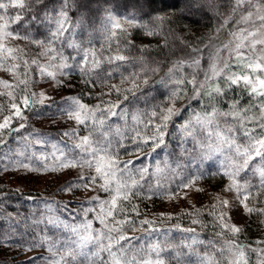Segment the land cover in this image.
Instances as JSON below:
<instances>
[{
    "label": "rangeland",
    "instance_id": "rangeland-1",
    "mask_svg": "<svg viewBox=\"0 0 264 264\" xmlns=\"http://www.w3.org/2000/svg\"><path fill=\"white\" fill-rule=\"evenodd\" d=\"M77 1H79V4L81 5V10L79 9L78 11L83 15L86 14V19L84 20L82 18L83 21L79 20L77 23L73 22L70 18L72 17L70 9L67 8L69 17L68 27L70 30L65 33L63 43L57 42L53 45L58 52H62L63 55L68 58L66 62L72 66L71 69L64 70L67 74L57 75V79L61 81L60 84H57L56 80L41 77L39 69L36 65L31 63L32 60H37L40 64L49 63V56L41 55L44 49L48 46V27L42 24L44 30L43 37L38 39L34 36L32 38H27L29 36L27 35V32L25 33L22 28L14 27L12 18L17 14L12 15L11 12L7 13V16L9 17L8 31L12 32L13 36L5 39L3 44L6 49H13L15 51L11 54L7 51L0 52V59L7 57L6 61H4V67L18 65L19 67L15 72L21 80L26 78L24 61H27L30 65L27 69L28 78L31 81L28 85L27 93H36L37 99H39L38 94L43 92L45 96L50 99L45 100L43 105L37 103L32 111L24 110L23 114L27 117L26 122L22 120L12 121V127L17 128L20 123H26L25 128L20 129L18 133L8 135L7 130H5L4 135L6 143L0 145V191L5 190L6 187H11L18 191L16 197L18 196V193L21 192L23 195L22 199H25L28 208L32 210L34 209L35 211L38 207L41 210V214H44L47 217V220L50 217L59 218L72 226L81 225L87 221H91L93 229L102 230L103 225L95 218L96 215L100 213V201L109 200L110 195H113L114 193L105 192L99 187V185L103 183L101 179H97L95 185H92L87 179L85 181L79 179L81 174L86 178L95 175V168L81 169L80 167H74L63 168L57 171H25L23 168L19 167L20 163H24L30 164L32 168L38 169H42L44 165H47L49 169L56 168L59 165V160L57 158L60 156L61 150L69 159L80 158L82 155L80 150L73 148V145L79 141L80 137L92 133V139H102V137H100L95 131V125L91 120L86 122L87 126L84 124H77L75 120L68 119L64 110H73L71 108V101L65 99L67 97H76L81 103L87 105L89 108H94L99 104L101 105V109L102 107H108L107 103H105L107 101H112L113 103L119 101L117 97L118 95L115 92L110 93L109 89L113 84H120L122 78L121 75L117 76L113 81L103 82L99 87H95L94 89L96 90L94 91L91 89L92 92L96 91V94L99 93V95H101L100 98H91L88 101V97L85 99V97H81L77 92L73 91V87H76V83L79 82L72 81L73 73L80 78V84L83 85V75H77L76 70L81 72V67H85L86 69L90 67V63L87 65L83 63L82 57L84 53L82 49H94L97 53L98 59L117 54V42L115 40L110 43L106 42V37L109 35V32L106 31V27H108L107 17L111 15L124 24L125 27H127V24L125 23L126 20H134L137 24L147 26L129 28L128 32L130 34L136 30H145V33L152 30L149 19L146 20L143 16L140 17L138 14L126 9L117 8L116 6L112 7L111 2L101 5L98 2H88V0ZM4 2H7V0H4ZM259 2L264 6V0H259ZM255 3H257V0H253V4ZM209 5L210 6H206V9L220 13L222 18L227 21V26L232 28V33H238L241 29H245L246 31L244 34L246 35L247 31L260 29L261 25L260 22L256 20L254 7L245 5L234 12V0H211ZM61 6L62 5L57 6L54 9L58 10ZM248 11H253L254 15L252 19L255 22H240L241 17L246 15ZM49 13L55 15L53 9H50ZM26 25L27 22L22 23V27L25 28ZM29 30H31V28ZM261 31H264V29ZM123 38L124 37H121L120 41ZM255 38L259 39L261 36L257 35ZM232 39V35H230L225 42L223 41L221 45H219L218 52L222 53L223 57L218 68H222L228 58L231 61V69H226V75L244 72L251 75L250 70L243 68L242 64L237 60L236 54L234 52L230 53L229 48L224 47V45L229 44V41ZM39 40H43L45 42L44 45L38 46L32 42ZM69 41H75L80 44L81 49L69 48L67 46V42ZM120 41L119 54H121L125 48L124 43L122 45L120 44ZM229 47L234 48L235 41ZM260 49L261 46L257 45L255 53L251 52L248 48H244L241 51L245 57L255 59L256 55H259ZM13 56H15L16 59H13ZM248 62V59H246L243 63L246 64ZM53 63L59 64L60 61L57 59L53 61ZM48 70L56 71L54 68H49ZM256 75H260L261 78H264V73H260L259 71ZM0 81H7L9 85H12V87H6L5 85L0 84V93H4L3 95H0V105L3 106V113L0 114V121H2L4 116L11 114L10 103L12 101L7 93L11 92L17 97L15 102L20 104L22 109L23 104L21 103L20 98L27 93L24 85H20L19 88L15 87L17 79L14 78L13 72H8L3 68H0ZM123 87H128V85L125 84ZM255 98L257 100L256 105L259 108V105L264 103V97ZM195 112L201 111L196 110ZM96 116L97 119H104L106 121L104 128L105 131L111 129L114 133L115 128L118 126L120 129L125 127V123L120 122V116L108 115V117H104L100 112H97ZM182 123H184V121H180L176 126ZM176 129L177 127H175L174 130L176 138L168 142L169 146L167 149H156V154L152 151V154H154L153 158L149 160L150 165H144L148 168V173L143 179H141L139 175L140 182L144 187H140L141 184H139L137 191L140 192V195L135 197L132 196L133 198H130V200L134 199L135 205L139 208L144 202L147 203L149 208L148 211L139 209V215H137V213L134 214L137 217L136 221H133L132 224H125L123 228L124 233L127 236L142 238L131 241V245L134 246L132 251L140 249L141 245L144 246L143 251L137 253L138 258L141 260L149 258V253L147 251L148 244L159 242L161 246L166 249V251L161 254V258L164 259L165 264H180V261L183 260H190V262H185L183 264H199L197 254L194 256L184 245L192 243L193 238L197 241L200 240L193 232L184 231L185 229H192L194 227V230L198 231L202 228H211L210 230H214L221 235L223 234V241H228L242 233L241 231L250 220L257 221V218H259V220L264 219V213L260 211L249 213L245 210L244 204L241 203V201L244 200V196L248 195L249 198L245 203H247L249 208L264 209V194H261L260 177L253 172V168L261 166L260 159L258 157L254 158L253 161H250L249 166L234 178L235 181L241 185H250L247 192L241 189V192L238 195L235 189L232 191H226L225 189L230 183H232V181L224 174V172L233 169L221 167V162H224L225 164H242L243 159L237 158L232 152H228L227 150L223 155L217 153L212 159L203 158L199 148H196V150L193 151L194 144L191 138H189L188 143L184 145L189 151L187 153H182L179 148L181 141L177 138V136L180 137L181 134L178 133ZM73 130L75 131V136L64 135L65 132H72ZM150 134L151 128L148 129V135ZM260 134L259 131L254 133V135L258 137ZM197 138L205 143L208 142L206 139V131L198 129ZM240 138L241 140L239 141ZM37 139H40L43 142L39 144L35 143ZM118 139L119 138L114 134L112 135L113 143ZM130 142H132V139ZM237 143L247 145L248 141L246 138L239 136ZM53 145L56 147L54 148ZM135 145L136 144H133V146ZM21 153H23V155H21ZM169 153H171V155H168ZM40 157H44V159H40ZM166 157L171 164V167L175 169L179 175H175L167 170L160 175L153 174L155 172L157 161H160L161 167H163V161ZM226 157L229 159L226 160ZM119 158L121 159L120 156ZM177 164L180 165L179 168L177 167ZM120 167H124L123 163H121ZM205 172L214 176V183L220 181V179L216 178L217 176L223 177L217 189L212 190L202 176H199ZM197 177L199 178L197 179ZM181 179H183L184 183H187L189 180H194L195 182L187 189L177 188ZM83 183H88L89 187L73 186L82 185ZM69 187L72 188L71 191L67 190ZM170 194L175 195V198H170ZM93 197H98V199L94 200ZM219 200H227L229 202L228 206L224 208H220L219 206L213 208V205H218ZM129 202L130 201L121 200L119 203L125 207V204ZM18 204L21 203L19 202ZM107 207L108 206L105 205V208ZM85 209H95V211H89L85 214ZM221 212L226 214L224 224L235 225L239 227L241 231L233 233L226 227H223L217 220V217ZM35 215L39 216L38 214ZM114 215L116 220H122L126 217L131 221L133 219V217L127 212ZM144 219L153 221L151 227L159 229V232H154L151 235H148L146 229H148L149 226H141L140 224V221ZM193 220H197L199 223L194 224ZM108 223L109 226H112L114 223L112 218H109ZM6 224L4 227L0 226V236H9L12 238V242L6 240L7 236L0 238V241H3L0 242V264H7L4 263L2 259H7L8 262H12L13 264H53V261L59 259L66 250L68 241L76 238L70 228L66 229L62 226L53 227L50 225L52 229L43 232L42 236L32 237L22 230L20 232L17 225L12 227L11 225ZM132 233L136 234L132 235ZM255 234H257L255 237L256 240L261 242L264 241V223ZM93 235H95V232ZM112 235L115 237L117 234L113 233ZM29 239H31L30 241L32 244L27 245L26 242ZM50 246L53 249L51 252L49 251ZM87 250L89 256H91V253L95 252L97 247L90 244ZM182 251H186L187 254L182 255L180 253ZM178 252L180 253L179 256H177ZM131 254L132 252L130 251L129 255ZM101 258L107 260V253H101ZM151 258L153 260L156 259L154 253L151 254ZM66 264H99V261L86 259L85 257H77V261H72L71 257H67ZM240 264L243 263L241 262Z\"/></svg>",
    "mask_w": 264,
    "mask_h": 264
},
{
    "label": "snow or ice",
    "instance_id": "snow-or-ice-1",
    "mask_svg": "<svg viewBox=\"0 0 264 264\" xmlns=\"http://www.w3.org/2000/svg\"><path fill=\"white\" fill-rule=\"evenodd\" d=\"M37 4H42L43 0H35ZM68 2L69 0H63L62 6L56 10L53 9L55 15H52L49 12H45L43 18L40 19L37 15H33L31 20L28 22L29 24L36 25H46L49 31L48 38V46L44 49L41 55L49 56L48 64H40L37 60H32L31 63L36 65L39 69V73L41 77H47L53 80H56L57 84H60L61 81L57 79V75H65L67 74L64 70L71 69V65H69L67 61V57L63 55L62 52H58L54 44L57 42H64L65 33L70 29L68 27L69 17H68ZM245 5H249L250 7L255 8V17L256 20L260 22V29H256L254 31H247L245 35V29H241L238 33H232V40L229 41V44L224 45L225 48H229L230 53H235L237 60L242 64L243 68L250 70L251 75L247 72L244 73H231L227 75L226 81L228 82V87H232L233 85H243V87L248 88L250 90V94L254 95V97H264V78H261L260 75H256L259 71L260 73H264V6L261 5L259 0L257 3L253 4V0H234L233 11L235 12L237 9L242 8ZM27 5L25 4V0H0V52L7 51L11 54L13 49H6L3 41L8 37H12L13 33L8 31L9 28V17L7 16L8 10L10 8L13 9H24ZM253 11H248L246 15L241 17L240 22L248 23L252 21L253 23ZM23 19L22 15L17 14L14 18H12V22H19ZM158 21H163L164 17H156ZM108 27H106V31L109 32V35L106 37V42L110 43L112 41L117 42V54L104 57L103 60L97 58V53L94 49H82L84 55L82 57L83 63L85 65L90 63V67L87 69L85 67H81L80 71L82 74H86L92 72L101 67L103 62L108 64H112L114 62H128V57L122 54H119V41L121 37H126L129 35L128 29L135 27H147L146 25L137 24L134 20H126L125 23L127 27L124 26L119 20L115 19L111 15L107 17ZM227 24V21H225ZM78 26V25H77ZM219 31V30H218ZM156 34L153 30H149L147 35ZM257 35H260L261 38L257 39ZM235 41V47H229ZM38 46L44 45L43 40L32 41ZM247 42V43H245ZM128 44H131V41H127ZM257 45L261 46L259 55H256L255 59H251L249 57H245L243 52L241 51L244 48H248L251 52H256ZM67 46L69 48L81 49L80 44L75 41L67 42ZM22 51V50H20ZM193 51H198L197 49H193ZM51 54V55H50ZM16 59L15 56L12 57ZM7 57L0 59V68H3L5 71L13 72L14 78L17 79L16 88H19L20 85H24L25 91L27 93V88L29 83L31 82L28 78L27 69L30 67L27 61H24L25 71V79H19L15 70L19 67L18 65H10L8 67H4V61H6ZM59 60V64L53 63L55 60ZM75 59V58H73ZM246 59H248V63H243ZM200 59H194L189 67L199 68ZM184 62H180L178 65H173L172 68L168 69V74L171 76L174 69L177 67H183ZM49 68H54L56 71H49ZM229 68V64L227 62L224 63L222 68H218L216 62H213L210 65L209 72L205 73V80L201 82H197L195 76L191 80L185 79H177L174 81L176 88L171 91L170 94L165 98V100L159 104L152 105L150 110H140L137 109L135 112L131 113V121L133 127L128 131L134 132L135 134L131 137L132 142L134 144L139 145H147L151 143L152 151L155 152L156 149H167L168 143L166 142V136L170 135L168 128L169 124L173 123V118L180 117L181 112L186 109L177 108V102L183 97V89L182 85L187 82L192 85L193 88V96L192 99H197L201 96L203 90L205 89L206 84L210 79L215 77H220L225 69ZM151 71L152 73L160 71L159 68L153 69H142L140 72L130 73L128 76H122L119 85H111L109 92H115L118 96H123V101L129 100V95L135 99H147L142 94L140 97L137 96V93L140 92L142 86L149 85V78L147 73ZM107 75L109 77L112 76V72H108ZM143 77V78H142ZM142 78V79H141ZM159 83L164 84V79L161 78ZM0 84L5 85L6 87H12L9 85L7 81H0ZM127 84L128 87H123V85ZM224 92L223 89L217 85L215 88H212L210 91L203 92V94L208 95L210 98L213 95H222ZM4 93H0L3 95ZM7 95L11 98L10 110L11 114L8 116H4L3 120L0 121V145L6 143L4 132L7 130L8 135H12L13 133H18L20 129L25 128L26 123H20L19 127H12L13 120H22L27 121V117L24 116V110L32 111L36 104L39 103L41 105L44 104L45 100L50 99L45 96L43 92L39 93V99H37L36 93H27L22 98H20L21 103L23 104V109L20 104L16 103L17 97L13 95V93L9 92ZM66 100L71 101V108L73 110L69 111L65 109L64 111L67 114L68 119L75 120L77 124H84L87 126L86 122L91 120L95 125V131L99 134L102 139L94 140L92 139V133L89 135L83 136L79 138V141L73 145V148L79 149L81 152V156L79 159H69L64 152L60 151V156L57 158L59 160V165L56 168L49 169L47 165H44L42 169L32 168L30 164L20 163L19 167L23 168L25 171H57L63 168H74L80 167L83 168H95V175L90 177H85L83 174L79 177L81 181H85L86 179L90 181L92 185H95L97 179H101L103 183L99 185V187L105 191L114 193L110 195L109 200L100 201V213L96 215V219L100 221L103 225L102 230H95L92 228V222L87 221L84 224L72 226L67 224L66 221H62L59 218L50 217L47 220V223L52 225L53 227H64L66 229L70 228L72 233L75 235L74 240L68 241L66 245V250L64 253L53 261V264H66V258L71 257L72 261H77V257H85L90 260H98L99 264H165L164 259L161 258L162 252H165L166 249L161 246L159 242L148 244L147 251L149 253L148 259H139L137 256L138 252L143 251L144 246L141 245L140 249H135L133 245H131L132 240L142 239L137 237H129L124 233L123 226L125 224H132L133 222L127 217L122 220H116L115 215L120 213H125L126 210L119 203L122 201H130L132 196L140 195V192L137 191L139 187V181L136 180L132 175L129 169V165L132 164V161H120L117 158V153L113 148V140L112 135L114 134L119 139L116 143L120 147H124L122 141L125 139V132L122 131L119 127L115 128L114 133L111 129L105 131L106 121L104 119H97V112H106L109 116H120L122 119L127 121L129 116V111L127 108L122 109L121 111H117V109H121L123 101H117L113 103L112 101H107L108 107L106 109H101V105H96L94 108H89L87 105L80 102V100L76 97H67ZM238 101L233 103L230 107L231 110L229 112H220L215 107L209 111H201L195 112L189 116L184 123L179 124L177 126V132L180 133V151L182 153H187L189 150L184 146L188 143L189 138H191L194 148L200 149V152L203 158L212 159L216 156L217 153L221 155L227 150L228 152H232L237 158H242V164H225L221 162V167H226L228 170L225 171L224 174L229 177L232 181L225 189L226 191L236 190L239 195L241 189L245 192L249 189L250 185L248 184H239L235 181V177L239 175L241 171L249 166L250 161H253L254 158L260 159V165L253 168L254 174H258L260 177V189L261 194H264V103L259 105L260 116L257 118L256 116H248L246 113L250 111V109L237 110ZM167 105V106H165ZM190 107V105L188 106ZM3 113V106L0 105V114ZM219 116L229 117L231 116L234 120L238 121L239 131L241 135L246 138L248 141L247 145H241L237 143L238 137L235 135L237 131L236 125H230L225 129H221L219 124L217 123V119ZM258 121V127L261 130V135L258 137L254 135L256 132V128H249L246 125L248 123H254ZM143 125L145 129L151 128L150 135H142L138 130L139 126ZM203 130L207 132V143L201 141L197 138V130ZM31 135V134H29ZM65 136H75V131L65 132ZM40 139H37L35 143H42ZM55 148L56 146L53 145ZM23 155V153H21ZM168 155H171L169 153ZM40 159H44V157H40ZM229 159L228 157L225 158ZM123 163L124 167L121 168L120 165ZM179 168L180 165L177 164ZM170 171L175 175H179L175 169L171 167L167 157L163 161V167H161V162L157 161L154 175L163 174L165 171ZM140 178L143 179L144 176L148 173V168L145 167L143 169H139ZM127 177V178H125ZM199 177H197L198 179ZM194 180H189L187 183L181 182L177 185V188L187 189L194 184ZM114 185V187H113ZM74 187L83 186L85 188L89 187L88 183H83L82 185H73ZM71 191L72 188L69 187L67 189ZM150 198V197H149ZM170 198H175V195L170 194ZM248 195L244 196V200L241 201L244 204L245 210L249 213L260 211L264 213V209H255L249 208L245 201L248 200ZM93 199H98V197H93ZM229 202L227 200H219L218 205H213V208L227 207ZM105 205L108 207L105 208ZM89 211H95V209H85V214ZM132 211L136 212L139 215L138 209L136 206H133ZM163 215V214H161ZM225 213L221 212L217 217V220L223 227H226L230 232L238 233L241 229L235 225L224 224ZM112 218L114 223L112 226H109L108 220ZM170 218V217H169ZM39 223V221H38ZM193 223H199L197 220H193ZM141 226L148 225V229L146 232L148 235H151L154 232H159V229L152 228L151 225L153 221L149 219H144L140 221ZM179 227V226H177ZM187 232H194V229H185ZM95 232V235L93 233ZM83 233V234H81ZM116 233L117 235L114 237L112 234ZM146 238V237H144ZM3 242V241H0ZM198 243V241L193 238L192 243L184 245L191 252L193 250V246ZM232 245L239 249V259L236 261V264H240V261H243L244 264H247L245 259V252L243 245H237L235 242H231ZM94 245L97 247V250L91 253L89 256L88 246ZM53 249L50 246L49 251L51 252ZM132 252L129 255V252ZM264 251V250H262ZM101 253H107V260H103L101 258ZM155 254L156 259L153 260L151 258V254ZM180 253H177L179 256ZM197 259L199 264H214V257L205 254L200 256L197 254ZM264 264V261H262Z\"/></svg>",
    "mask_w": 264,
    "mask_h": 264
},
{
    "label": "trees",
    "instance_id": "trees-1",
    "mask_svg": "<svg viewBox=\"0 0 264 264\" xmlns=\"http://www.w3.org/2000/svg\"><path fill=\"white\" fill-rule=\"evenodd\" d=\"M210 1L211 0H88V2H98L101 5L111 2L112 7L116 6L117 8L126 9L138 14L140 17L143 16L146 20L149 19L152 27L151 29L156 33L150 36L145 33V30H136L131 34L129 33L130 35H127L126 38L124 37L120 41V44L123 45L124 43L125 45L121 54L129 58L127 63L117 61L108 64L103 62L99 69L86 74H82L76 70L77 75H83V85L80 84V78L76 76L75 73L72 75V81H79L76 83V87H73V91L77 92L81 97H85V99L88 97L87 100L89 101L91 98H100L101 95H99L98 92V94H96V91H92L96 90L94 88L99 87L105 81H113L121 74L128 76L130 73L140 72L145 68L160 69V71L155 73L151 71L147 73L149 85L142 86L140 92L137 93L138 97L142 94L147 98L146 100L143 98L133 100L131 95H129V100L123 101L122 95L117 96L119 101H123L121 109H117V111L119 112L127 108L129 116L127 121L122 118L120 121L125 123V127L121 128L122 131L125 132V139L122 141L124 147H120L115 141L113 143V148L120 161H132V164L128 167L132 176L141 184L140 187H144V185L140 182L138 170L148 164L150 165L149 160L153 158L154 153L152 154L151 143L147 145L141 144L138 147L137 144L133 146L134 143L130 142L131 137L135 134L134 132L128 131L133 127L131 113L135 112L137 109L150 110L152 105L163 102L170 92L175 90V80L183 78L187 81L195 76L197 82H201L205 79V73L211 75L209 68L213 62H216L217 67L220 66L223 55L218 52V48L219 45H221L223 41L225 42L231 35L232 28L225 24V20L220 13L206 9V6H210ZM62 3L63 0H43L42 4H37L35 0H25V4L27 5L26 8H10L8 12H11L12 15H22L23 19L19 22H15L14 27L22 28L25 33L27 32V35L30 36L27 38H32L34 36L38 39L44 36L43 25L29 24L28 22L33 15L37 14L38 17L42 19L45 12H49L50 9L60 6ZM80 7L79 1L69 0L68 8L72 16L70 18L75 23L79 20L83 21V19H86V14L83 15L78 11ZM156 17H164V20L162 22L158 21ZM26 22L27 25L25 28L22 27V23ZM30 28L31 30H29ZM128 40L131 41V44L127 43ZM193 49H197L198 51L194 52ZM197 58L200 59L199 68L189 67L191 62ZM180 62H184V66L182 68H175L171 76H169L168 69L172 68L173 65H178ZM225 62L229 64L228 70L231 69L230 59L227 58ZM108 71L112 72L111 77L107 75ZM226 71L225 69L220 77L210 79L203 90V92H207L219 85V87L224 90L222 95L217 96L214 94L213 97L210 98L202 92L201 96L194 100L192 99V85L185 82V84L181 86L183 89V97L177 102L176 107L186 110L181 112L180 117H174V122L169 124L168 131L171 134L165 138L167 143L176 138L174 131L175 127H177L176 124L180 121L187 120L189 116L193 114V111L196 110L210 112L212 108L215 107L222 113L229 112L231 110L230 106L238 101L237 110L250 109L246 115L256 116L257 118L260 116V109L256 105L257 100L254 95L250 94L248 88L243 87L242 84L233 85L230 88L228 87ZM161 78L164 79V84L159 83ZM189 105L190 107H188ZM102 109L106 108L102 107ZM100 114H103L104 117H108L106 112H100ZM217 123L222 130L230 125H236L237 131L235 135L237 137H243L239 131L238 121L234 120L231 116H219ZM246 126L249 128H256V131L261 133L258 127V121L248 123ZM148 129H145L143 125H140L138 128L142 135H148ZM177 138L179 137L177 136ZM240 140L241 138L239 141ZM156 153L157 152H155V154ZM208 172L203 173L205 175L200 174L199 176H202L205 182L208 183L207 185L210 186L212 190H215L220 185V181H222L223 177H216L220 179L217 184L214 183V176H211ZM17 192L16 189L11 187H6L5 190L0 191V226L4 227L6 223L12 227L17 225L20 232L22 230L32 237H40V235H43V232L52 229L50 224L47 223V217L41 214V210L38 207L35 211L34 209L28 208L25 199H22L23 195L21 192L18 193L16 197ZM19 202L21 204H18ZM133 206H136L138 211H148L149 209L145 202L139 208L135 205L134 199L126 203L124 209L133 217L132 222L137 219L134 215L136 212L132 211ZM263 223L264 219L259 220V218H257V221L250 220L241 231L242 233L228 241H223V234L221 235L214 230H210L211 228H202L198 231L196 230L197 232L194 230V235L197 236L201 242L198 241L199 243L193 246V250L190 253L194 256L196 254H200L201 256L208 254L214 257V264H236V261L239 259V249L234 247L231 243L235 242L237 245L244 246L247 264H262V261H264V251H262L264 250V241L261 242L256 240L255 237L257 234H255V232L261 228ZM192 229H194V227ZM133 234L136 233H132V235ZM6 236L7 235H1L0 238ZM6 240L12 242V238L9 236L6 237ZM30 240L31 239L27 240V245L32 244ZM180 253L182 255L187 254L186 251ZM2 261L7 264H13L12 262H8L7 259H2ZM185 262H190V260L180 261V264ZM241 262L244 264L243 261H240V263Z\"/></svg>",
    "mask_w": 264,
    "mask_h": 264
}]
</instances>
